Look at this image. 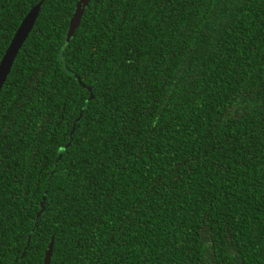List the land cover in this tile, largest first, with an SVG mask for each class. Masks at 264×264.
Instances as JSON below:
<instances>
[{"label":"trees","instance_id":"trees-1","mask_svg":"<svg viewBox=\"0 0 264 264\" xmlns=\"http://www.w3.org/2000/svg\"><path fill=\"white\" fill-rule=\"evenodd\" d=\"M38 1L0 88V264H264V0H87L67 41L76 0H0V57Z\"/></svg>","mask_w":264,"mask_h":264},{"label":"water","instance_id":"water-1","mask_svg":"<svg viewBox=\"0 0 264 264\" xmlns=\"http://www.w3.org/2000/svg\"><path fill=\"white\" fill-rule=\"evenodd\" d=\"M86 1L87 0H76L75 5H74V10L68 21V26H67V30H66L65 38H64L65 41L69 39L70 34L73 31V27L77 24ZM40 3L41 2L38 1L35 4H33L27 10V12L23 15V17L21 18L20 22L15 28L13 34L11 35L9 39L8 44L6 45L0 57V88L6 78V75L8 74L10 70L12 62L22 42L26 38L28 32L30 31L35 21V18L38 14ZM88 91H89V98H90L91 97L90 88L88 89ZM77 120H78V117L75 118L74 121L72 122V127H71L70 132L73 130L74 122ZM68 144H69V141L66 143L65 146H67ZM43 201H44V198L42 196L39 202V210L36 212V215H38L42 211ZM51 248H52V240L50 239L47 244V248L45 249L44 254H43L42 264H48L50 253H51Z\"/></svg>","mask_w":264,"mask_h":264}]
</instances>
